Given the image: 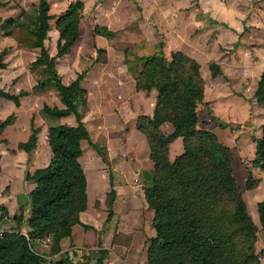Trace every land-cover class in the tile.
<instances>
[{
    "label": "crops",
    "instance_id": "crops-1",
    "mask_svg": "<svg viewBox=\"0 0 264 264\" xmlns=\"http://www.w3.org/2000/svg\"><path fill=\"white\" fill-rule=\"evenodd\" d=\"M70 1L48 0L50 17L44 44L50 55L56 52L58 30L55 20ZM82 1L84 6L79 23V37L68 52L56 58L55 66L64 83H69L78 72L85 70L80 80L88 107L83 120L86 122L90 116H95V122L99 126L98 134H101L100 137L105 141V153L112 169L121 177L129 178L133 173L142 182L149 183L150 180L144 176L151 174L154 162L150 157L147 138L137 127V117L140 114H153L157 89L136 88L135 79L128 72L123 60V48L130 45V41L119 39L109 43L105 36L93 32V26L97 23L109 29H120L136 23L149 43L162 41L166 56L179 50L198 61L204 84L203 99L197 104L198 116L204 109L205 113L218 123L221 120L233 125L241 124L238 129H231L220 123L223 128L218 125L216 127L220 128L222 136L226 134L225 127L238 130L233 133L232 139L229 137L225 140L233 152L232 167L235 179L234 170L235 165L238 170V162L242 165H239V171L243 174V179L246 180L248 170L258 179L252 188H246L244 183V187L251 190L249 194L251 210L243 196L244 190L240 188L237 179L236 182L249 214L258 227L255 249L261 264H264V226L259 222L257 208L258 201L264 198V173L251 163L255 148L251 134L261 135V124L264 122V106L258 103L254 96L257 81L264 69V0ZM37 3L38 0H3L2 19L16 17L22 9H29ZM15 4L20 6V10L14 7ZM48 37H51V46L47 45ZM6 41L8 43H5ZM1 42L3 44H0V51L3 48L7 49L5 56L11 51L20 55L33 53L32 58L26 61L30 62L31 67L17 78V90L14 92L20 89L28 90L26 95L21 96L20 104L15 105L12 100L8 99L10 102L0 96V106H6L7 114L10 112L15 114L13 120L0 131V174L7 176L5 186H0V203L8 212L6 216L0 217V230H4L15 227L11 216L18 214L21 207L24 216L28 215V200L23 202L25 199L23 195H27L34 188L35 182L27 179L25 172L32 173L36 168L43 167L49 162L51 150L47 142L48 127L60 123L75 124L76 119L73 113L51 116L42 110V113L38 111L39 115L35 120V126L39 127L36 144L29 151L18 147V143L26 140L31 132L30 119L18 123L19 111L22 110L25 115V112L31 109L27 104L30 96H39L50 105L48 98L52 90L50 85L43 89L33 87L37 79L45 75L41 71V65H31L39 54L38 47L17 48L15 41L5 35L0 38ZM97 48L103 51L95 60ZM5 56L6 64L0 68L1 87H3L1 77L5 79L14 76L8 74V61ZM210 62L218 64L221 69L219 74H212ZM30 73L33 74L35 81L32 85H24V78ZM59 101L60 103L55 102L53 105L64 107L63 102L60 99ZM41 119L45 120L46 125ZM160 129L169 134L174 127L170 122H163ZM250 129H254L253 132L249 133ZM8 131L15 132L14 134L17 137L21 136V139L16 137L14 143H11L12 138L7 134ZM178 137L169 143L170 160L183 151L182 137ZM236 138L238 143L235 142ZM83 153L79 156L81 163ZM94 161L98 163L97 160ZM101 161L103 162L102 159ZM142 184H130L125 189L126 192L137 193L134 197L138 199L139 204L129 194L119 195L113 185L115 197L112 202V214L118 213L119 220L116 229L115 225L109 222L112 214L108 216L107 211L96 212L98 216L101 215V220L98 224L94 223L87 199V206L80 213V220L89 227H84L81 223L74 224L71 234L60 240L61 250L54 256L57 257L62 251L67 250L75 252V257H78L82 250L96 248L100 240L101 245L107 249L103 264H145L147 239L155 234V229L152 225L153 209L147 205ZM19 228L26 231L27 226L23 223ZM119 236L121 237L118 238ZM35 243L40 250L38 252L48 248L47 239H37Z\"/></svg>",
    "mask_w": 264,
    "mask_h": 264
},
{
    "label": "trees",
    "instance_id": "trees-1",
    "mask_svg": "<svg viewBox=\"0 0 264 264\" xmlns=\"http://www.w3.org/2000/svg\"><path fill=\"white\" fill-rule=\"evenodd\" d=\"M82 0H71L55 20L58 30L56 52L50 55L44 39L49 28V2L38 0L37 5L22 9L16 16L0 19L1 33L15 41L17 48H39V54L31 65H41L46 74L33 85L43 89L53 85L59 91L64 107L43 103L41 110L51 116L73 113L75 124L60 123L48 127L47 142L51 150L49 162L26 171L25 177L35 182L28 193V215L22 207L12 215V229L0 231V264H103L107 249L99 244L85 249L81 255L62 251L60 240L71 234L72 226L82 223L80 213L87 206V178L79 156L83 153L82 141L87 140L103 162L110 166L105 151L91 140L83 121L87 110L85 90L80 86L85 70L78 72L69 83H64L55 66L56 58L68 52L79 37V23L83 10ZM93 32L115 40H128L123 48V60L128 72L135 79L137 89H157L152 115L140 114L137 127L145 134L150 157L154 162L152 178L143 187L149 208L153 209L152 225L155 234L148 238L145 264H261L255 249L258 227L253 222L239 186L233 174L231 148L217 135L198 126L197 104L203 99V79L199 63L182 51L166 56L162 41L149 43L136 23L120 29H109L95 24ZM103 51L97 48L100 54ZM6 48L0 51V68L6 62ZM98 57L95 58L97 60ZM213 75L221 69L215 62L209 63ZM28 90L11 92L0 86V96L15 105ZM255 100L264 106V69L254 91ZM15 114L10 112L0 120V131L10 123ZM163 122L172 123L174 129L166 134L160 129ZM222 126L238 129L235 125L219 121ZM30 135L18 143L29 151L37 141L39 127L30 118ZM181 136L183 151L173 160L168 158L169 143ZM254 140L252 165L264 173V122L261 135L251 134ZM109 169V207L115 189ZM258 182L248 170L245 187L252 188ZM259 222L264 226V198L257 203ZM0 217L8 214L0 203ZM27 226L26 234L19 228ZM37 239L48 240V251L38 252L31 245Z\"/></svg>",
    "mask_w": 264,
    "mask_h": 264
},
{
    "label": "rangeland",
    "instance_id": "rangeland-1",
    "mask_svg": "<svg viewBox=\"0 0 264 264\" xmlns=\"http://www.w3.org/2000/svg\"><path fill=\"white\" fill-rule=\"evenodd\" d=\"M16 9L20 10V6L15 4L14 6ZM3 16V0H0V19H2ZM52 22V20H51ZM51 35V34H50ZM3 34L1 33V26H0V38H3ZM7 38V37H6ZM5 43H8V41H6ZM0 44H3V42H1ZM47 45L51 46L52 45V41H51V37L47 38ZM33 53L29 52L28 53H24V55H20V53L15 52V51H11L10 53H8L7 56H5V59H7V64H8V74H14V76L12 78H2L3 79V84L1 82V84L3 85V88H6L9 91H15L17 90L16 87V83H17V78L23 74H25V72L27 71V68H30L31 66L29 65L30 62H26L28 58H32ZM97 57H100V54H97ZM18 71V72H17ZM42 71V70H41ZM16 73V74H15ZM18 73V74H17ZM43 78L46 77V74L42 76ZM43 78H38V79H43ZM37 79V80H38ZM35 81V79L33 78V74L30 73L29 75H27L26 78H24L23 84L24 85H32V83ZM50 88L52 90V94H49V104L53 105L55 102L60 103L59 99H60V95H59V91L57 90V88L53 85H50ZM5 99V98H4ZM7 101H10L8 99H6ZM61 100V99H60ZM11 102V101H10ZM26 103V101H25ZM43 103H45V101L42 100L41 97L39 96H30L28 97V101L27 104L29 106H31V109H29L28 111L25 112V115H23L22 110L19 111V117H18V123L20 124L22 121H28V119H30V117L33 116L34 119V123L36 122V116L38 117L39 112L42 113L41 111V107L43 105ZM55 106V105H53ZM8 109L6 108V106L2 105L0 106V118H3L5 115H7ZM39 111V112H38ZM87 114V110L84 113V117ZM199 114V113H198ZM45 115V114H44ZM25 116V117H24ZM46 116V115H45ZM200 116V120L198 121V126L202 127V128H207L209 130H211L212 132H214L218 139L224 143L225 140H228V138L230 137L232 139V135L234 132H238V130H231L228 127H225L224 132L226 133L225 135H221L220 133V128H223L222 126H220V124L213 118H210L209 115H207L204 111V109H202L201 111V115ZM47 117V116H46ZM89 117V116H88ZM43 122L45 120L41 119ZM84 121V120H83ZM89 133H90V137L91 140L93 142H95L98 147L100 149H102L103 151H105V141L101 136V134H98V128L99 126L96 124L95 122V116H90V118H88V120L86 122H84ZM44 125H46V123L44 122ZM216 125H218L219 127L217 128ZM29 129V128H28ZM251 132H253L254 129H250ZM15 133V132H14ZM12 131H8L7 134L9 136H11V143H14V139L17 137ZM15 136V137H14ZM19 139H21V136L17 137ZM179 141H181V138L178 137ZM235 142H237V138L235 139ZM238 143V142H237ZM234 144V143H231ZM83 150H84V155L82 157V165L86 174V178H87V197H88V206L91 209L92 212H94V214L91 212V218H93L94 223L98 224L101 220V215H97L96 212L98 211H107L108 212V207H109V190H110V184H109V169H111V173H112V183L114 185V187L116 188V190L118 191L119 195H131L134 199H136L137 204H139V201L137 198L134 197V194H137L135 192H126L125 189L127 187V185L130 184H139V183H143L142 184V188L147 184V181L142 182V180L137 177V175L135 174H131L129 178H125V177H121L119 175H117V173L112 169V166L110 164V166H108L107 164L103 163L100 159V156L97 154V152L90 146V144L88 143L87 140H85L83 142ZM95 160L98 161V163H95ZM81 161V160H80ZM235 165V164H234ZM241 163L238 162V167L240 168ZM242 166V165H241ZM89 168H91L92 170H90ZM239 168L237 170L236 165H235V175H236V179L238 184H240V188L244 190L243 192V196L246 198V200L248 201V208H250L251 210V199L249 198V194L251 193L250 189H246L244 187V183H245V179H243V174L239 171ZM97 174V175H96ZM100 176V177H98ZM152 176V172L150 175H145L144 178L151 180ZM7 182V176L0 174V186H5ZM102 184V186H101ZM99 186V187H96ZM25 196L23 199V202H25V200H28V194L27 195H23ZM121 209V207H120ZM122 210V209H121ZM1 211V209H0ZM90 211V210H89ZM120 210H119V214H120ZM109 222L111 224L115 225V229H116V225L117 223H119L118 220V213H113L111 216V220H109ZM119 234V233H118ZM116 236V235H115ZM115 236L113 239H115ZM121 236H119L118 238H120ZM148 240V239H147ZM31 245L34 249H36L37 251H40L37 247H36V243L35 241L33 242V240L30 241ZM149 243V241H148ZM41 243H38V245ZM43 247V246H42ZM49 247L44 248V250L42 251L43 253H46L48 251ZM83 251V250H82ZM80 253V252H79ZM82 253V252H81ZM81 253L78 255L80 256Z\"/></svg>",
    "mask_w": 264,
    "mask_h": 264
},
{
    "label": "built area",
    "instance_id": "built-area-1",
    "mask_svg": "<svg viewBox=\"0 0 264 264\" xmlns=\"http://www.w3.org/2000/svg\"><path fill=\"white\" fill-rule=\"evenodd\" d=\"M1 231V230H0ZM23 233H25L26 234V232L25 231H22ZM27 235V234H26Z\"/></svg>",
    "mask_w": 264,
    "mask_h": 264
}]
</instances>
